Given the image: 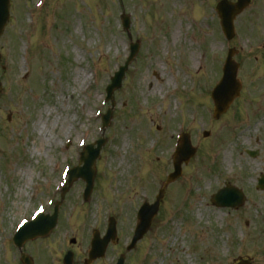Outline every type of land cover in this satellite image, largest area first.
<instances>
[{
    "label": "rangeland",
    "instance_id": "rangeland-1",
    "mask_svg": "<svg viewBox=\"0 0 264 264\" xmlns=\"http://www.w3.org/2000/svg\"><path fill=\"white\" fill-rule=\"evenodd\" d=\"M38 1L11 0V20L0 37V262L4 238L9 240L21 216L47 201V195L40 200L41 191L50 195L60 182L52 167L59 165L61 172L77 164L81 144L102 136L96 114L130 52V34L140 42V51L114 94L116 108L103 134L106 144L91 198L84 202L82 181L69 189L58 229L43 240V247L52 246L53 258L39 249L38 240L26 243L23 251L33 254L36 264H63L64 252H58L67 249L65 238H77L76 249L82 250L85 238L94 229L104 234L114 216L119 244L96 264H112L120 255L125 264H191L188 256L192 264H235L239 259L264 264V191L257 189L264 174V107L252 118L253 109L242 108L240 116L232 111L213 119L210 88L224 55L217 0H47L42 9ZM260 1L255 0L252 13ZM123 12L131 17L129 34L122 28ZM255 19L258 30H252L260 37L254 43L263 37L264 14ZM256 76L264 92V69ZM244 82L243 98L255 99V84L247 78ZM253 102L264 106V100ZM108 107L110 102L104 112ZM181 120L194 145H201L200 153L184 167L181 180L168 187L151 232L127 252L136 210L155 200L172 172L170 152ZM204 131L211 132L209 139ZM249 150L259 156L250 157ZM228 183L246 196L238 210L219 208L210 200ZM35 186L39 191L33 200ZM199 209L206 210L201 220ZM81 253L77 264H83ZM14 264H20L18 259Z\"/></svg>",
    "mask_w": 264,
    "mask_h": 264
},
{
    "label": "water",
    "instance_id": "water-1",
    "mask_svg": "<svg viewBox=\"0 0 264 264\" xmlns=\"http://www.w3.org/2000/svg\"><path fill=\"white\" fill-rule=\"evenodd\" d=\"M221 9V8H220ZM8 0H0V34L2 33L4 26L6 24V20L8 18ZM126 27L129 26V20L128 18L125 20ZM137 52V47H135V53ZM236 67L232 65L230 66L228 70V79L225 82L224 89L221 91L218 97H216V103H218V109L222 111L225 106L228 105V103H231L232 100L234 99L235 96L238 95V92L240 90V86L237 83L236 79ZM124 77V73L121 75H118L114 80L113 84L109 88V96L110 98L112 97V93L115 89H118L121 86L122 79ZM1 91V88H0ZM111 120V112L105 117V126H108ZM104 142L99 143V147L97 150H94L92 147H89L87 149V153L83 156V162L85 163L84 168L77 169L75 174L77 178L82 177L88 182V193H90V189L93 184V178L95 175V170H94V165L95 161L99 156L100 149ZM180 155V162L183 159H187L191 155V150L189 148V142H185L181 151ZM261 184L264 187V179L261 181ZM163 195V194H162ZM232 204V203H228ZM159 205V201L152 207H147L146 210L150 212V216L147 217L144 215L146 213L145 210H143L142 217V223H141V228L138 236V240L143 237V235L147 232L149 225L151 223V216L154 215L157 211V207ZM240 205V204H239ZM44 219H48L50 224H48L47 228L45 230H40L41 227H37ZM56 222V215L53 218H48V217H42L39 222L32 226L29 227L24 231V233L21 235L18 244H22L25 240L35 238L40 235H46L53 227L54 223ZM108 237L106 243L102 242H97V246L94 248V250L91 252V258L92 259H97L100 257L104 256V252L106 249V245L109 242V239H115L116 238V222L114 219L110 220V226H109V231H108ZM137 240V241H138ZM71 258H68L69 261ZM124 263V258H121L120 264Z\"/></svg>",
    "mask_w": 264,
    "mask_h": 264
},
{
    "label": "bare ground",
    "instance_id": "bare-ground-1",
    "mask_svg": "<svg viewBox=\"0 0 264 264\" xmlns=\"http://www.w3.org/2000/svg\"><path fill=\"white\" fill-rule=\"evenodd\" d=\"M205 212H206V210H205L204 212L199 211V213H198V218H199L200 220H201V219L204 217V215L206 214ZM211 214H213V213L211 212ZM188 258H189V262L192 264L193 262L190 261L191 257L189 256Z\"/></svg>",
    "mask_w": 264,
    "mask_h": 264
}]
</instances>
